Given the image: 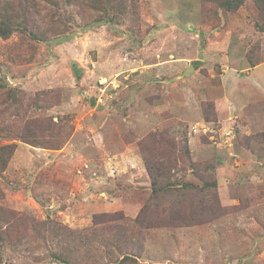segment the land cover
<instances>
[{
    "label": "rangeland",
    "instance_id": "374dc122",
    "mask_svg": "<svg viewBox=\"0 0 264 264\" xmlns=\"http://www.w3.org/2000/svg\"><path fill=\"white\" fill-rule=\"evenodd\" d=\"M106 2L0 0V205L29 219L0 264H264V0ZM170 142L198 168L176 184L216 179L214 214L151 193Z\"/></svg>",
    "mask_w": 264,
    "mask_h": 264
},
{
    "label": "trees",
    "instance_id": "16d2710c",
    "mask_svg": "<svg viewBox=\"0 0 264 264\" xmlns=\"http://www.w3.org/2000/svg\"><path fill=\"white\" fill-rule=\"evenodd\" d=\"M67 1V0H65ZM206 1H212L214 4H216L219 8H223L226 10H235L239 6H241L245 0H206ZM107 9L112 10V6H110V0H107ZM2 23H0V35L7 36L11 33L13 28H10L8 26H1ZM32 38L41 40L45 39L44 36H38L37 32H30ZM158 135V137H160ZM30 144L32 145H39V140L41 139V135L37 134L33 129L27 128V135L25 138ZM160 142H157V147L155 150L161 149ZM61 146V142H58L56 144H53V148H59ZM168 146H170V152L173 155H168V157H164L163 155H152L147 157L144 160V167L146 171L148 172V177L150 180V187H151V193L153 195L159 196H181V197H187L190 201L188 213H185L182 211H179V208L177 206L175 208H171L169 211L173 218L178 220L180 217L183 219L185 216H188L190 220H193L194 217L200 218L201 215L207 214L212 215L216 212L217 209L220 208L219 203H214L217 201V194H216V187L217 182L216 179L212 176V173L208 175L207 179L202 178L199 176V181L201 184L193 183V182H187L184 180H181L178 184H176V181H174L172 178L175 174H177L178 171L182 169H191L193 172H197V167H195V163L191 160L190 154L188 152L186 144L183 145H175L173 142L168 143ZM14 144H8L0 146V151H5L4 155L5 157H0V162L3 163V167L5 165V161H7L10 157V155L13 152ZM175 148L179 150H174ZM178 151V153H176ZM1 156V155H0ZM7 159V160H6ZM5 160V161H4ZM207 195L208 199L205 200L204 196ZM177 216H180L176 218ZM100 215L93 216V224H98V218ZM20 221V225L24 224V221H27L29 219H23L21 215H17L14 211L8 210L3 208L0 205V252L6 247V246H13L14 243L20 242L21 237L19 235H15V239H11V230L13 224L17 221ZM32 221V220H30ZM34 222V221H33ZM30 225L29 232H31L34 229V224ZM27 224L29 223L26 222ZM36 224V222H34ZM49 224V223H48ZM49 226V225H48ZM28 230V225L22 227V231ZM49 230H51L53 236L58 237L59 235V243H65L67 240V237L65 235V228L61 227V229L57 226L51 225L49 226ZM37 230L35 231V234L37 235ZM39 236V234H38ZM53 257L57 258L60 262L64 264H71L70 261L65 256L62 255H56L51 254Z\"/></svg>",
    "mask_w": 264,
    "mask_h": 264
},
{
    "label": "water",
    "instance_id": "95a60500",
    "mask_svg": "<svg viewBox=\"0 0 264 264\" xmlns=\"http://www.w3.org/2000/svg\"><path fill=\"white\" fill-rule=\"evenodd\" d=\"M191 66H192V65L190 64V65L188 66V68L191 67ZM188 68H186V70H187ZM92 102H93V101H92Z\"/></svg>",
    "mask_w": 264,
    "mask_h": 264
}]
</instances>
